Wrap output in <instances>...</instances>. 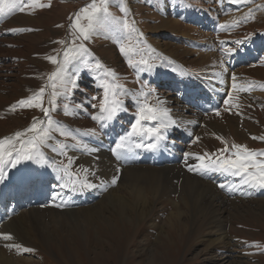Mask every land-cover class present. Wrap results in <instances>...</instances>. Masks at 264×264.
Here are the masks:
<instances>
[{"label":"rangeland","instance_id":"obj_1","mask_svg":"<svg viewBox=\"0 0 264 264\" xmlns=\"http://www.w3.org/2000/svg\"><path fill=\"white\" fill-rule=\"evenodd\" d=\"M190 15L201 19L187 22ZM191 43H213L221 54L219 70L235 61L228 79L241 89L228 90L219 112L202 115H216L213 129L225 121L231 129L239 124L240 134L218 131L196 142L205 128L202 116L191 137L180 140L174 129L170 140L179 155L196 158L185 171L208 172L231 190L226 204L211 211L187 202L178 194L181 178L179 192L153 198L149 190L144 211L133 198L125 210L101 197L96 215L86 216L83 225L56 230L53 237L29 230L26 243L12 245L13 251H28L27 264H264V194L236 175L246 169L244 177L264 186V0H0V176L9 181L21 163L17 148L24 144L43 153L59 178L64 180L70 168L81 178L69 159L72 147L83 146L81 134H96L101 119L116 116L127 127L121 138H129L138 122L152 120L150 106L180 97L176 84L198 86L203 66L198 62L210 58ZM245 53L256 60L239 63ZM166 107L188 114L186 103ZM6 150L9 156L1 161ZM94 180L100 186V178ZM56 181L50 176L47 185ZM31 201L48 206L37 191ZM11 204L10 194L4 209ZM220 230L226 237L216 244Z\"/></svg>","mask_w":264,"mask_h":264},{"label":"bare ground","instance_id":"obj_2","mask_svg":"<svg viewBox=\"0 0 264 264\" xmlns=\"http://www.w3.org/2000/svg\"><path fill=\"white\" fill-rule=\"evenodd\" d=\"M200 19L201 17L196 15L186 17L187 22H199ZM212 44L201 46L194 43L192 45L191 43L188 45L190 48H194L196 45L199 46L198 51L201 50L210 58V61L205 60L206 64L203 61H201L202 63L198 62L200 66L203 65L201 66V73L197 77L198 86L194 87L196 84L190 81L183 82L182 85L176 84L174 88L179 91L180 97L178 96L179 98L174 99V101L168 98L165 101L163 98V103L159 101L162 105L157 103V105L150 106L151 117L153 114H158L157 120L152 118V120L138 122L139 125L147 123L153 130L160 129L157 150L150 151L147 149L153 139L147 141L145 137L141 138L136 129L131 131L129 138H121L127 127L121 126L116 116H112V118L105 117L98 123L96 134L85 132L80 135L83 140L82 147L74 146L69 150L70 163L79 168L80 174H82L81 178L71 168L68 173L63 172L64 180L59 178L55 174V169L52 170L48 166L49 161L46 160L44 154L38 151L32 152L28 163L20 160L21 163L13 167L9 181H6L5 176H0V264L29 263L28 260H23V255H26L28 251H13L11 249L12 245L16 242L26 243L27 239L31 238L28 235L29 230L40 229V231L42 230L53 237L56 230L81 226L82 223L84 224L86 216L96 215L101 197L102 200L107 198L114 204L122 205L125 210H129V200L133 198L139 203V209L144 211L149 209V205L147 206L150 198L148 196L149 190L152 192L151 197L153 198L164 193L179 192L176 181L181 178V190L178 194L182 193L181 197L187 198V202L196 201L200 203V209L211 211L215 210V205L226 204L231 190L229 191L222 184H216L213 181L214 177L211 178V174L208 172L202 173L200 170H192L191 175L185 171L183 168L187 165V162L194 161L196 158L191 155H188V157L179 155L178 149L174 148L173 141L170 140L176 135L174 129L179 130L176 131L179 133L180 140L192 136V127L199 125L201 122L199 119L204 116L199 108L208 107L209 104L204 102L203 96H208V98L220 104L222 100L226 99L225 95L228 90L231 93L234 89H241L235 84L236 82L230 83L228 79L232 66H225L224 70H219V65L222 64L221 54L219 55L217 50L212 48L214 46ZM251 60H256V57H252ZM203 75L211 77L213 81L217 82L218 87L215 88L214 85L207 83ZM156 77L153 78L155 81ZM217 88H223L226 92L223 90L220 92ZM198 99L203 100V103L200 107L195 108L194 103ZM165 102H167V105L175 104L176 106L186 103L188 107L183 111L184 113L188 111V114L182 115L169 112L168 109H165L167 108ZM215 117L210 115L203 117L205 128L197 135L196 142L201 143L204 136L210 133L215 135L218 131L234 133L236 136L240 134L239 124L236 123V125L232 124L233 129H231V124L226 121L222 128H211L214 126L212 122ZM128 118L125 120L126 122H129ZM234 120L243 123L240 118H234ZM138 121L140 120L138 119ZM207 129H210V131H207ZM179 144L181 145L182 142H178L176 145L179 146ZM28 169L29 172L31 171L30 174ZM50 176H56L58 184L47 185ZM94 176L100 178V186L94 180ZM73 179H75L73 187L66 184L67 180L71 181ZM34 180L36 183H34ZM62 180L64 181L63 184ZM113 180L117 181L115 187L106 185L108 181ZM248 182L253 185L251 189H254L256 193L264 194L263 188L253 184L251 180ZM100 187L105 188L107 193H99L98 189ZM121 190L125 191L124 195L120 193ZM35 191L38 192L40 201L46 203L47 207L36 206L35 202L31 201ZM10 194L12 195V204L8 210H5L3 205ZM250 194L247 195L250 196ZM127 196H129V199H127ZM13 203H16L17 208H14ZM85 205L87 207L80 208ZM69 220H73V222L69 223ZM224 237H226V233L220 230L219 240L215 243H221ZM6 248L9 249L10 255L4 252Z\"/></svg>","mask_w":264,"mask_h":264}]
</instances>
